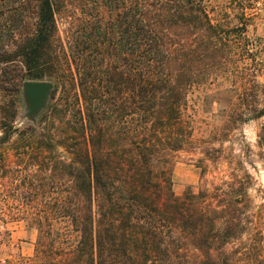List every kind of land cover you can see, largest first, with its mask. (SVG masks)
Listing matches in <instances>:
<instances>
[{
  "label": "trees",
  "instance_id": "trees-1",
  "mask_svg": "<svg viewBox=\"0 0 264 264\" xmlns=\"http://www.w3.org/2000/svg\"><path fill=\"white\" fill-rule=\"evenodd\" d=\"M68 1L0 0V80L13 102L27 80L53 83L36 122L17 126L13 107L0 135V144L17 135L45 165L51 200L44 217H31L36 260L233 264L238 242L264 249L248 181L173 188L178 152L192 142L190 90L236 55L264 62L262 37L249 35L254 4L241 1L238 23L223 25L206 0H79L65 42L56 16ZM254 86L264 98V82ZM29 177L20 176L17 200Z\"/></svg>",
  "mask_w": 264,
  "mask_h": 264
},
{
  "label": "rangeland",
  "instance_id": "rangeland-1",
  "mask_svg": "<svg viewBox=\"0 0 264 264\" xmlns=\"http://www.w3.org/2000/svg\"><path fill=\"white\" fill-rule=\"evenodd\" d=\"M241 1L254 4L248 10L253 15L249 35L262 37L264 44V0H206V5L214 23L234 25L239 21L236 8ZM78 11L79 0H69L57 12L59 34L65 42L75 29ZM242 57L234 56L232 62L218 67L190 90L185 120L192 142L178 152L173 188L177 195L188 187L195 192L212 191L223 180L243 178L248 181L252 218L264 229V148L259 142L261 138L264 142V116L255 117L264 98L254 86L256 81L264 82V62L255 64L252 57ZM261 58L264 49L257 61ZM13 93L0 80V135L2 122L7 121L13 107L17 108V126L30 122L23 85L16 103ZM16 141L17 135L0 144V264H46L36 260L39 232L31 217L46 215L43 210L51 200L49 181L45 165L30 157L29 150L19 148ZM26 173L30 176L24 180L27 192L17 200L14 191ZM232 250L233 264H264V249L246 248L238 242Z\"/></svg>",
  "mask_w": 264,
  "mask_h": 264
},
{
  "label": "water",
  "instance_id": "water-1",
  "mask_svg": "<svg viewBox=\"0 0 264 264\" xmlns=\"http://www.w3.org/2000/svg\"><path fill=\"white\" fill-rule=\"evenodd\" d=\"M53 91V83L48 80H27L23 84V98L27 103L30 122H36L48 107Z\"/></svg>",
  "mask_w": 264,
  "mask_h": 264
}]
</instances>
